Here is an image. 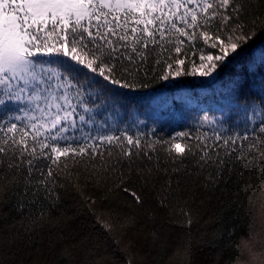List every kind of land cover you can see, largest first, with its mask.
<instances>
[{
    "label": "snow or ice",
    "instance_id": "obj_1",
    "mask_svg": "<svg viewBox=\"0 0 264 264\" xmlns=\"http://www.w3.org/2000/svg\"><path fill=\"white\" fill-rule=\"evenodd\" d=\"M244 3L0 0V205L16 199L18 210H29L35 222L45 215L48 201L58 199L57 178L66 173L69 160L104 162L114 149L116 164H131L141 154L151 160L160 145L173 164L191 156L194 168L210 183L225 173L239 172L243 179L249 166L264 165V118L235 131L217 128L219 122L205 115L200 123L211 126V133L196 128L195 134L182 131L154 141L97 119L98 113L115 110L125 90L149 87L145 68L150 62L166 65L159 76L163 81L183 75L214 77L238 64L258 39L255 21L241 22ZM199 40V63L191 61L194 66L185 71L184 46L195 48ZM257 52L247 74L259 77L264 91V46ZM230 83L246 106L255 105L253 115L264 114V95L252 99L255 84L241 75ZM123 191L143 203L135 190ZM183 215L190 231L191 214ZM104 227L111 231L110 224Z\"/></svg>",
    "mask_w": 264,
    "mask_h": 264
},
{
    "label": "trees",
    "instance_id": "obj_2",
    "mask_svg": "<svg viewBox=\"0 0 264 264\" xmlns=\"http://www.w3.org/2000/svg\"><path fill=\"white\" fill-rule=\"evenodd\" d=\"M244 8L241 22L251 25L255 21L258 39L238 64L224 67L219 74L229 83L237 75L245 76L256 85L255 99V94L264 95V91L259 87V77L248 76L247 65L253 53L264 46V0H245ZM201 46L202 40L195 48L184 46L185 71L194 66L191 61L199 63ZM165 67L163 63L146 65L149 87L125 90L115 110L102 111L97 119H107L120 128L127 126L133 134L138 131L154 141L168 140L182 131L195 134L196 128L211 133L212 127L198 122L199 116L218 121L217 128L222 125L235 131H242L246 124L255 126L252 122L264 118V114L253 115L255 105L246 106L230 83L228 94L233 106L221 114L193 107L187 122L139 123L147 94L163 88L174 93L185 85L196 89L200 84L195 80L197 75L160 80ZM119 113L123 119L113 116ZM115 151L112 158L105 156L104 162L85 158L73 164L69 160L66 173L57 178L58 199L48 201L45 215L35 222L29 219V210L23 214L18 210L16 199L0 205V264H264V258L252 259L249 254L256 243L262 247L260 252L264 251V236L260 237L264 230V165L249 166L243 179L239 172L225 173L219 182L210 183L194 168L191 156L184 163L173 164L160 145L151 160L141 154L131 164H116ZM109 165H115L116 170L113 172ZM125 187L139 193L143 203H135L123 191ZM184 212L191 214L190 231ZM105 223L111 225V231Z\"/></svg>",
    "mask_w": 264,
    "mask_h": 264
},
{
    "label": "rangeland",
    "instance_id": "obj_3",
    "mask_svg": "<svg viewBox=\"0 0 264 264\" xmlns=\"http://www.w3.org/2000/svg\"><path fill=\"white\" fill-rule=\"evenodd\" d=\"M195 78L196 81L200 82L197 90L182 86L174 94L168 92L167 89H160L147 94V105L142 111V116L138 120L139 123L157 125L166 120L187 122L189 114L193 112L191 110L193 107L206 113L210 108H217L222 112L224 106L230 105V96L228 94L230 83L224 82L220 74L214 77H201L197 75ZM220 80L224 83L220 82ZM212 85L216 89L215 92L211 90ZM117 115L122 118L120 113L113 116ZM199 117L198 122L201 121L203 116ZM262 225L264 228V222ZM263 231L260 233V237L262 238L264 236ZM258 245L259 243H256V245L252 244L250 249L248 248L252 259H255L257 256L260 259L264 258V251L261 253L262 247Z\"/></svg>",
    "mask_w": 264,
    "mask_h": 264
}]
</instances>
